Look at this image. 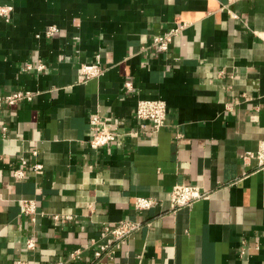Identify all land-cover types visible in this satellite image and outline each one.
Segmentation results:
<instances>
[{"label":"crops","instance_id":"crops-1","mask_svg":"<svg viewBox=\"0 0 264 264\" xmlns=\"http://www.w3.org/2000/svg\"><path fill=\"white\" fill-rule=\"evenodd\" d=\"M0 7V94H34L0 108V264H84L122 220L140 227L102 264H264V165L241 158L264 140V0ZM177 25L157 51L152 39ZM82 64L102 73L82 81ZM140 99L165 102L158 131L135 119ZM93 115L130 134L91 148ZM177 184L209 195L170 211ZM136 197L157 202L136 211Z\"/></svg>","mask_w":264,"mask_h":264},{"label":"built area","instance_id":"built-area-1","mask_svg":"<svg viewBox=\"0 0 264 264\" xmlns=\"http://www.w3.org/2000/svg\"><path fill=\"white\" fill-rule=\"evenodd\" d=\"M9 12L8 7H0V16H6ZM182 25L172 27L166 32L156 35L152 39L151 45L161 52L169 50L172 38L176 36L181 29ZM58 32L57 27L50 26L47 28L45 35L50 37ZM27 69L31 66L27 65ZM42 68V65L37 67ZM102 73V70L97 64H82L79 68V78L82 81L86 79L97 77ZM126 89H131V82H125ZM31 91H12L10 93L0 94V108L3 106L17 105L22 101H29L33 97ZM134 117L141 123V127L144 122H150L153 132L158 131L165 123L166 119V104L162 100L157 99H140L137 101L134 109ZM89 128L92 131V136L89 141V146L93 149L108 145L117 140L122 135L130 134V132L121 131L118 124L111 117H101L99 115L91 116L89 120ZM5 130V129H4ZM242 161L247 159L256 158L259 165H264V140L261 141L259 150L256 153L245 152L242 156ZM41 165L36 164L34 166L35 171H39ZM16 176L21 177L23 174L21 171L15 173ZM208 191L201 189L196 185L177 184L171 187L169 191L170 205L169 210L175 211L181 207L189 206L195 201L207 198ZM156 200L148 197H136L134 200V209L136 211L148 210L156 204ZM21 213L28 216L34 213L36 205L31 199H22L20 201ZM58 217L55 216L54 219ZM140 227L139 222L130 220H122L114 224H107L103 226L101 236L104 239L99 248L94 251L93 260L85 262L84 264H102L104 258H112L115 249L124 242L132 232ZM28 247H33L34 242L32 240L27 242ZM81 250L76 249L70 252V259H76L80 256Z\"/></svg>","mask_w":264,"mask_h":264}]
</instances>
